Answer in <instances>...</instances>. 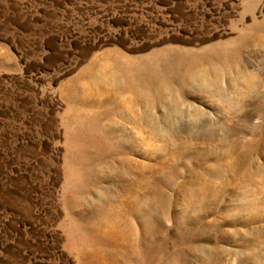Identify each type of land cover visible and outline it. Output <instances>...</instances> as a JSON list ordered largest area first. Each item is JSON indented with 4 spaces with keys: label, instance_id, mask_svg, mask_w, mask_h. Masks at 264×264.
<instances>
[{
    "label": "rangeland",
    "instance_id": "1",
    "mask_svg": "<svg viewBox=\"0 0 264 264\" xmlns=\"http://www.w3.org/2000/svg\"><path fill=\"white\" fill-rule=\"evenodd\" d=\"M163 49L198 68L237 51L220 82L232 105L173 82L208 119L178 138L156 136L129 89L110 99L117 61ZM240 70L254 87L233 83ZM152 111L164 126L166 109ZM251 125H264V0H0V264H264V135ZM209 126L211 141L189 137ZM165 168V196L138 195L137 173L156 182Z\"/></svg>",
    "mask_w": 264,
    "mask_h": 264
},
{
    "label": "bare ground",
    "instance_id": "2",
    "mask_svg": "<svg viewBox=\"0 0 264 264\" xmlns=\"http://www.w3.org/2000/svg\"><path fill=\"white\" fill-rule=\"evenodd\" d=\"M236 53V50L229 53H223L222 58L224 59L226 65L222 60H219L222 66L219 64V62L217 63L215 61H212L208 55H204L200 59H203L206 63L209 64L206 66V68H198L196 66L197 62L195 61L196 58L193 56V54H189L192 58L190 57L184 59L181 55L186 53H180L177 51L170 52V50H164L160 57L155 59V61L146 60L143 63H136L135 60L131 58H125L123 61L119 60L115 63L111 72H108L109 83L111 84L112 88V90L110 91V99L115 100V97H118L121 90L129 89L134 93L135 98L141 101L139 103L143 109L141 108L142 110L140 111V118L148 122L147 127H149L150 130L156 134V136L162 134L163 130H168L169 133L173 135L172 137L178 138V136L180 135L177 136L176 132L181 128L180 124H186V126L193 130L197 127H200L201 124H207L208 119L206 113L198 108H191V105L190 108L188 107V110H185V107L183 108V106L185 105L187 107V103L182 100V102H179L177 98V94L179 91L178 89H175L176 86L174 87L173 82L179 81L181 85L179 83L178 85L182 87L186 84H189V82H199L202 85L206 86L205 91L207 90V93L217 95L219 96V98L226 101V104L232 105V103L234 104L235 101H232V98L230 99L229 96H227L223 92L220 87V82L222 74L225 73L223 66L226 68H231L234 64ZM209 75H212L211 77H213L211 80L208 79ZM233 83H235L236 85L254 87L256 84V78L255 76L240 70L236 73V76L233 79ZM155 103H159L160 106H163L167 111L162 118L165 124L164 126H161L158 123L157 118L153 114L152 109L155 106ZM110 112L113 113V110ZM81 116L82 118L80 119L84 120L85 115ZM82 120H80V123H82ZM179 126L180 128H178ZM260 128L263 137L264 125H261L259 127L251 125L250 129L259 130ZM199 129H197L198 131L196 132H189V137L199 138L202 140H207L209 142V140L211 141L216 136L214 129L210 126L205 127V129L202 130L204 132L199 131ZM83 133L84 132H82V134ZM77 134L79 135L78 130L75 129L72 131L71 129L72 138L76 139L75 135ZM235 143H237V145H230L232 149L238 147L239 142L237 141ZM74 147H77L79 149L82 148V146H79L78 144L74 145ZM189 151H191V147L184 148L182 151H173L170 162L166 167L169 169L175 167L178 164L180 158L185 156ZM238 155L243 158V161H247L248 155H246L245 150H242L240 152L238 151L237 156H233V162H237L238 165L242 163L241 158L238 157ZM167 168L160 170L161 172L152 169V176L153 178L156 177V182L150 179L147 180V182L143 181V179L141 178L142 174L138 172V181L144 184V186L147 188V191L138 193V195L140 194L141 196L149 193L150 196L147 195L149 196L148 199L153 200L154 202H157L154 199L156 196H165L166 191L162 189V185L165 179L163 178V175H165L164 173L166 172ZM157 177L160 178L158 179ZM128 192H131V190H129ZM126 251L129 253L128 257H130V252L128 250Z\"/></svg>",
    "mask_w": 264,
    "mask_h": 264
}]
</instances>
